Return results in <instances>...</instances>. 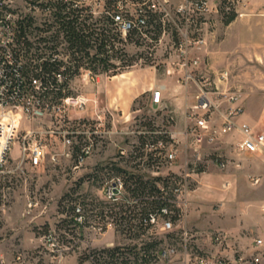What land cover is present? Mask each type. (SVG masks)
Instances as JSON below:
<instances>
[{
    "label": "rangeland",
    "instance_id": "obj_1",
    "mask_svg": "<svg viewBox=\"0 0 264 264\" xmlns=\"http://www.w3.org/2000/svg\"><path fill=\"white\" fill-rule=\"evenodd\" d=\"M263 1L250 0L244 14L230 23L210 15L201 33L204 44L188 49L198 60L197 73L201 71L212 80L214 73L228 69L230 84L242 89L240 101L249 102L252 112L259 109L262 113L264 15L256 14L264 10ZM17 4L22 11V1L18 0ZM34 17L32 26L43 24L39 13ZM54 30L55 26L45 34L32 32L31 38L42 48L31 53L58 54L67 79L60 92L82 96L86 104L82 109L69 108L65 113L51 110L41 119H29L14 111L19 123L13 157L0 172V260L11 258L19 249L34 250L42 234L49 230H55L63 246L69 248L62 264H92L89 259L92 252L113 247L130 250L135 246L139 259L135 261L127 250L117 260L118 264L121 260L124 264H184L180 228L191 230L194 252L212 249L209 234L215 230H225L230 244L234 243L236 247H232L237 249L238 241L260 237L264 242V221L260 223L256 216L258 211L264 214V154L246 155L221 167L213 150L216 144L195 151L190 144L180 142L171 162L153 156V160L149 159L140 148L138 132L143 129L172 126L179 130L183 126L180 116L174 114V121L170 120L172 114L155 110L148 91L142 93L155 84L158 85L154 89L162 83L181 85L177 73L173 76L166 73L168 57L176 56L173 44L176 39L162 36L159 30L142 38L121 39L113 50L102 53L95 62L92 48L88 57L72 54L64 45H56L53 52L48 50L38 40ZM59 41L64 42L62 38ZM197 94L189 85L186 95L172 96L171 92H165L162 103L177 98L173 106L182 108L187 103L195 104ZM59 99L47 96L52 106H59ZM254 131L264 132L263 119L257 121ZM28 133L30 144L41 142L45 147L46 157L38 166L22 162L18 156V145ZM87 144L91 145V153L77 166L75 156ZM113 168L144 179L171 174L181 178L180 191H173L180 217L172 230L163 224L162 218L156 226L144 229H139L137 218H133L127 229L109 215L108 207L115 202L107 198V186L117 179L121 181V175ZM76 205L81 206L85 216L79 227L70 223L71 208ZM114 210L118 211V207ZM100 226L102 230H98ZM154 243H157L155 247ZM143 244L147 254L141 260ZM168 246H174L176 253L169 262L162 261L155 251ZM227 252L232 254L230 250Z\"/></svg>",
    "mask_w": 264,
    "mask_h": 264
},
{
    "label": "built area",
    "instance_id": "obj_2",
    "mask_svg": "<svg viewBox=\"0 0 264 264\" xmlns=\"http://www.w3.org/2000/svg\"><path fill=\"white\" fill-rule=\"evenodd\" d=\"M17 1L0 0V172L9 158L13 157L16 126L19 123V117L14 111L22 112L29 119H41L51 110L65 113L69 108L82 109L86 104L84 97L62 92L65 94L60 97L59 106H52L47 101L41 78H27L23 74L22 66L25 61L18 52L23 44L16 37L19 22L30 19L33 24L36 20L34 14L39 13L45 25H31V30L35 27L46 29L52 24L53 15L58 12L60 5L65 9L64 12H80L86 18L88 31L95 28L99 33L112 32L118 35L113 46H117L121 39L125 41L127 38L146 37L155 30L171 40L176 39L173 43L176 56L168 57L169 67L166 73L171 76L177 73V82L185 87L193 85L198 92L196 102L185 114L181 129L155 127L154 130L145 128L138 132L139 135L149 138L144 144L145 152L152 153L151 156L159 160L171 162L177 154L180 142L190 144L197 151L198 148H209L213 144L225 142L227 136L238 135L239 138L232 143L237 152L264 154V133H256L249 124L238 121L243 113L240 101L242 89L230 84L231 72L228 69L218 71L214 73L212 80L201 71L197 73L198 60L188 50L204 44L201 33L205 31L203 25L210 15L221 19L228 15L237 18L244 14L250 0H183L180 3L170 0H21L23 16L19 14ZM31 36L29 32L25 34L30 48L29 58L33 63L61 61L56 53L32 54L31 50H39L42 46ZM43 45L46 47L50 43L43 42ZM63 45L68 47L66 41H61L58 46ZM55 77L59 84L65 79L61 71ZM163 91L164 86L152 90V104L159 110L163 107ZM169 119L174 121L173 116ZM28 135L29 133L25 134L18 145V156L22 162L28 161L32 166H38L46 157L45 147L41 142L30 144ZM163 137L167 140H163ZM90 153V144L80 148L75 156L76 165H82ZM214 153L221 167L229 162L224 153L217 150ZM55 157L52 159L55 160ZM198 160L200 158L197 156L196 161ZM106 194L112 202L119 201L124 194L122 182L119 179L111 182L107 186ZM31 206L32 202L29 201L28 207ZM162 212L164 215L168 214L166 210ZM160 218L162 217L152 215L149 223L156 226ZM70 219L74 227L85 222L80 205L73 207ZM162 220L169 230L173 229V222L169 219ZM98 230H102L101 226ZM179 236L184 251V264H264V242L260 238H254L245 249H237L229 244L227 234L215 230L209 234L212 249L208 252H194L191 250V230L180 228ZM68 252L69 248L63 246L55 230H49L42 234L40 244L34 250H18L11 258L0 260V264H62ZM175 253V247L168 246L161 248L157 257L169 262Z\"/></svg>",
    "mask_w": 264,
    "mask_h": 264
},
{
    "label": "trees",
    "instance_id": "obj_3",
    "mask_svg": "<svg viewBox=\"0 0 264 264\" xmlns=\"http://www.w3.org/2000/svg\"><path fill=\"white\" fill-rule=\"evenodd\" d=\"M63 6H58V12L53 15L54 19L51 25L47 26L46 29L34 28L31 30V20L26 19L19 22V29L17 31L16 37L18 42H21L23 46L20 47L19 53L22 54L24 58V65L22 66L23 74L30 78L31 76L40 77L44 92H46V97L52 95L53 97H62L64 94L60 92L65 86L67 79L64 73V67H62L61 61H44L42 63H33L29 58V44L26 41L25 34L29 32H50L51 28L55 26L54 32L48 36H41L39 41L51 43L52 45H46V48L50 51H54L55 46L59 45L61 41L58 42L59 38H62L68 43L67 49L74 53H82L87 57L89 55V49L95 50V62H97L98 57L102 53L109 52L113 50V41H116L118 35L110 33H99L95 28L88 31L86 26V18L81 16L80 12L77 11H67L64 12ZM235 19L234 15L224 16L223 20L225 23H230ZM80 66H77V68ZM107 69V68H106ZM62 72L65 79L61 84L58 83L55 75L58 72ZM155 127H148L149 130H154ZM80 137V136H77ZM149 138L140 135L139 142L140 148L143 150L145 142ZM163 140H167L163 137ZM143 155V154H142ZM149 159H152V153H146ZM114 171L121 175V182L123 184L124 194L121 199L113 203L112 207H108L109 215L114 217L116 221H120L121 225L128 227L131 225V220L137 218L139 229L149 228L152 225L149 223L150 216H160L163 219H169L171 222H175L180 217V210L176 207L175 197L173 191L180 190V184L182 183L181 178L176 175H168L166 177H153L150 179H144L140 175H135L126 172L120 168H113ZM194 172H198L193 169ZM118 207V211L114 209ZM132 208V209H131ZM73 207L71 208L72 215ZM134 210H138L134 213ZM163 210L168 212L167 215L163 214ZM173 213V215H172ZM70 223L72 220L70 219ZM157 243H154L155 247ZM125 249L122 247L113 248H103L96 252H92L89 256L92 264H118L117 260L126 254ZM161 248L156 250L157 253L160 252ZM130 251V252H129ZM130 254H133L135 261L139 259V253L136 252V246L131 248ZM143 257L147 254L145 244L141 247ZM96 253V254H95ZM97 255L103 258H97ZM121 264L124 262L121 260Z\"/></svg>",
    "mask_w": 264,
    "mask_h": 264
},
{
    "label": "crops",
    "instance_id": "obj_4",
    "mask_svg": "<svg viewBox=\"0 0 264 264\" xmlns=\"http://www.w3.org/2000/svg\"><path fill=\"white\" fill-rule=\"evenodd\" d=\"M170 1L173 2V3H177V2H179L181 0H170ZM263 3H264V1H263ZM256 15H264V10H262V12L260 11ZM157 85L158 84L151 85L149 88H147V90L145 89V90L142 91V93H147V91H148V99H149L150 102H151V98H152L151 92L154 89V87H156ZM162 86H164V91L162 92V97H164V93L165 92H171L172 96H174L175 94H178V93H184L186 95L189 92V85L187 87H185L183 85H175V84H171L170 85V84L162 83ZM191 87L194 89V92H196L195 91V87L192 86V85H191ZM246 92H248V91H246ZM175 101H177V98H172V99H170L168 101L164 100L163 107L160 110L156 109L154 107L153 108L155 110H159V111H162V112H165V113H170V114H172L173 118H174V114L176 115L175 117L180 116V118L184 121L185 114L187 112H189V108L193 105V103L192 104L187 103L182 108H177V107L173 106V105L176 104ZM242 102L243 101H241V106L243 108V113L241 114V116H239L238 121L239 122H243V123H247L253 129H255V127L257 126V121L260 120V119L264 120V113H262V111L259 110V109L254 111V112H252L251 107L249 105V102H246V103H242ZM170 129H173V127L171 126ZM261 133H264V132H261ZM238 138H239L238 135L235 136V137L227 136L225 138V142L218 143L213 150L214 151L217 150V152H219L221 154L224 153V155L227 156L229 161H231V160L232 161L233 160L234 161H239L242 157L244 158V157H246V155H250V153H240V152H237L233 148L232 143ZM257 154H259V153H255L254 155H257ZM256 216L258 217L257 221H260V223H261V221H264V214H262L261 211H258ZM220 231H223V230H220ZM223 232L226 234L225 230ZM258 238H260V237H258ZM260 239H262V238H260ZM251 242H252V239L249 240L248 242H239L238 241V246H240V249H245L246 247H248L250 245ZM229 244H230V242H229ZM230 245L236 247V245L234 243L230 244ZM19 250H25V249H19ZM16 251H18V250H16Z\"/></svg>",
    "mask_w": 264,
    "mask_h": 264
}]
</instances>
